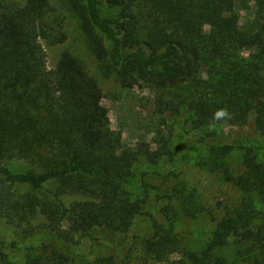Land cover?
<instances>
[{
    "label": "trees",
    "instance_id": "trees-1",
    "mask_svg": "<svg viewBox=\"0 0 264 264\" xmlns=\"http://www.w3.org/2000/svg\"><path fill=\"white\" fill-rule=\"evenodd\" d=\"M232 1L253 4L254 31L240 27ZM72 21L105 77L149 92L150 142L126 144L111 129L102 88L73 49L48 67L43 42L65 44ZM220 107L232 119L216 125L252 117L264 142V0H0V220L23 237L44 236L24 262L0 249V264H129L70 248L130 230L143 200L127 184L141 158L172 154L168 116L188 112L198 130ZM195 163L233 192L217 202L223 213L175 175L156 196L161 219L150 216L143 264L174 254L183 264H264V161L251 146L212 143ZM202 215L213 228L189 249L177 225Z\"/></svg>",
    "mask_w": 264,
    "mask_h": 264
},
{
    "label": "rangeland",
    "instance_id": "rangeland-1",
    "mask_svg": "<svg viewBox=\"0 0 264 264\" xmlns=\"http://www.w3.org/2000/svg\"><path fill=\"white\" fill-rule=\"evenodd\" d=\"M232 3L239 14L240 27L246 31H254L257 21L253 4L243 8L235 1ZM67 28L69 38L65 44L49 46L43 42L48 67L54 66L62 48L73 49L85 60L102 88L104 95L102 103L107 108L111 129L119 131L122 141L126 144L150 142L153 134L149 92L138 88H123L114 77H105L80 35L77 25L72 21ZM168 122L172 127V154L155 164L141 158L133 166L134 176L127 184V189L132 198L143 200V207L142 213L136 216L130 230L118 238L116 236L108 238L101 234L95 240L86 238L72 246L70 248L72 251L83 254L89 259L97 254L115 253L119 259L127 256L129 264H143L141 243L150 234L152 223L150 216L161 219L158 212L161 203L156 196L174 182L175 175L184 179L189 185L197 187L216 215L223 213L221 205L217 202L226 203L233 192L196 166L198 154L206 147L212 143H228L235 147L251 146L258 154V158L264 161V142L254 128L252 117L243 126L216 125L215 128L210 129L208 125L198 130L191 128L188 112L168 116ZM6 164L15 170H23L27 167V164L21 160H11ZM213 224L210 217L205 215L196 220L181 219L177 231L189 249H198L207 240ZM43 239V234L23 237L15 228L0 220V249L14 261L24 262L29 249H37ZM181 260L179 254H174L167 261L148 260L147 264H183Z\"/></svg>",
    "mask_w": 264,
    "mask_h": 264
},
{
    "label": "clouds",
    "instance_id": "clouds-1",
    "mask_svg": "<svg viewBox=\"0 0 264 264\" xmlns=\"http://www.w3.org/2000/svg\"><path fill=\"white\" fill-rule=\"evenodd\" d=\"M230 119H232V113L226 107L217 108L213 113V118L209 127L210 129H213L218 121H226Z\"/></svg>",
    "mask_w": 264,
    "mask_h": 264
}]
</instances>
